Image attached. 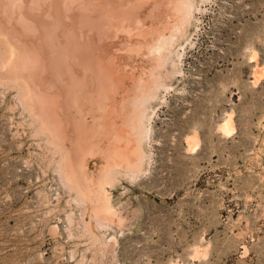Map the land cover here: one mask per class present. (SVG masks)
<instances>
[{"label":"rangeland","instance_id":"rangeland-1","mask_svg":"<svg viewBox=\"0 0 264 264\" xmlns=\"http://www.w3.org/2000/svg\"><path fill=\"white\" fill-rule=\"evenodd\" d=\"M192 15L147 110L142 168L106 188L111 220L63 184L59 155L0 78V264H264V75L252 84L249 59L264 63V0H193Z\"/></svg>","mask_w":264,"mask_h":264},{"label":"bare ground","instance_id":"bare-ground-1","mask_svg":"<svg viewBox=\"0 0 264 264\" xmlns=\"http://www.w3.org/2000/svg\"><path fill=\"white\" fill-rule=\"evenodd\" d=\"M192 10L193 0H0V78L19 88L59 155L60 179L95 219L112 218L106 188L116 175L142 168L147 110ZM249 59L255 84L264 63ZM218 130L234 131L232 113ZM184 141L193 151L199 138Z\"/></svg>","mask_w":264,"mask_h":264}]
</instances>
